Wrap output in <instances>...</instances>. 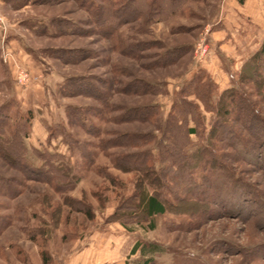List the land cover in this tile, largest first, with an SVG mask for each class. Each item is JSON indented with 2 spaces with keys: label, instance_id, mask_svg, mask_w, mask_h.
Masks as SVG:
<instances>
[{
  "label": "rangeland",
  "instance_id": "rangeland-1",
  "mask_svg": "<svg viewBox=\"0 0 264 264\" xmlns=\"http://www.w3.org/2000/svg\"><path fill=\"white\" fill-rule=\"evenodd\" d=\"M236 1L244 2L147 0V8L143 0H0L6 25L0 31V111L11 107L0 140L9 139L17 118L31 112L22 160L30 170L45 169L49 161L68 171V179L56 183L59 189L0 155V264H67L78 241L103 238L117 225L123 235L114 264H264V131L247 122L246 103L237 98L230 99L225 119L249 154L227 143V135L217 139L214 157L230 174L218 171L211 180L217 188L248 186L254 196L245 218L225 208L231 197L215 196L208 186L206 198L189 193L174 200L165 179L160 191L166 213L151 219L139 214L140 224L110 221L147 184L120 158L150 151L157 170L169 166L160 161L157 143L180 91L198 78L210 80L215 102L235 87L260 49L264 0L229 11ZM258 69L256 80L264 73ZM246 83L237 91L264 114V85ZM186 99L196 112L184 119L198 134L185 136L183 130L179 143L190 156L205 143L215 116L194 96ZM144 107L154 108L149 118L128 112ZM137 134L155 139L130 147L121 137ZM197 171L195 181L210 167ZM136 243L142 248L134 254Z\"/></svg>",
  "mask_w": 264,
  "mask_h": 264
},
{
  "label": "trees",
  "instance_id": "trees-1",
  "mask_svg": "<svg viewBox=\"0 0 264 264\" xmlns=\"http://www.w3.org/2000/svg\"><path fill=\"white\" fill-rule=\"evenodd\" d=\"M143 1L145 2L144 5L147 8L151 7L150 4H148L147 0ZM148 1L156 3L157 1L163 0ZM171 1L172 3L177 2V0ZM130 10L132 11V14H137H135V9L130 8ZM259 67L264 68V42L261 44L260 49L249 59L248 62L244 64L242 72L240 73L238 79V83L235 84V87L224 90L219 98L215 100V102L212 103L211 101L212 99L210 91L212 90L213 82H211L210 80L205 83L198 78V80L196 79L190 81L188 88L182 89L180 91L181 93L179 95V102L178 104L176 103L175 105H173L171 111L168 113L160 140L157 143L159 152H161L160 161L162 163L167 162L169 166L165 167L164 169L160 167L161 169L157 170L154 164L150 163V158L152 157L150 151L132 155H124V157H121V162L123 161L125 164H127L129 166V169H135L142 172V183L147 184L143 185L140 192L134 196L135 199L133 201L130 199L126 203V208L124 209L125 211L123 210L124 212L120 214L116 213L114 216H112L110 221L118 222L122 226H125L126 222L131 220V222L133 223L140 224L141 217L138 216L139 214H141L142 217L151 219L155 216H161L166 213V204H168V202L164 196L161 198L162 193L160 191L167 187V185L163 183L165 179L169 184V187L167 188H170L171 190V193L169 194H172L171 196L174 200L181 201L183 200V197L181 195H188L189 193L196 194V196H199L200 198H206L209 193L208 189H206V186H208L209 188L213 189L215 196L225 193L226 196L228 195L229 197H231L230 199H228V205L226 204L225 207L229 210V212L234 211V213L230 212L231 214H236V216H241L243 218L247 216V205L251 203L248 197L251 195L254 196L253 192H250L248 186L244 183H223L219 188H217V184L219 183L214 184V181L211 180V177H213L214 175L216 176V172L218 171L220 172V174L225 176H228L230 174L227 168L223 167L221 161H219L217 157H214L216 156V147L213 142H217V139H220L224 135H227V137L225 138L227 143L231 142L238 148H240V151H245V156H248L249 154L248 152H246L245 145L242 140L235 136L233 130L228 127L229 123L227 119H225L226 115L228 114L226 111V107L228 104H232V101H230V99L232 98H237V100L241 101L243 100V102L246 103V109L249 111V114L247 115V122L249 121V123H251V126L256 123L260 124L262 126L260 132L264 131V114L256 109L254 103L249 102L248 97L242 89H240L241 91H237L243 84H247L246 82H251L256 86L262 84L264 85V73L260 75V77H258L259 81L255 78V74L257 72H262L259 71ZM191 96H194L200 103H204L206 109L211 111L215 118L212 120V122L210 123V127L207 130L208 134L204 138L205 143L198 147L190 156H186L185 152L182 151V144L179 143V135H184L183 130L185 131V136L198 134L196 126L193 128L188 127L187 119H184L188 114H195L196 112L194 104L190 103L186 99ZM225 96L229 97V100L227 99V103H223V99ZM10 109L11 107H8L5 110L0 111V122L3 121L0 123V127H5V125H8V114L6 112H8ZM153 109L154 108L144 107L133 110L129 109L128 112H132L133 114L143 112L145 114V117H148ZM192 109L195 111L194 113L192 112ZM175 112L183 116V119L178 120L175 117ZM1 114H3V116ZM145 117L143 118L145 119ZM140 118L143 119L142 117ZM31 119V112H26L17 118L18 123L10 129L9 139L0 140V155L12 161L15 165H19V167L23 166L24 169L30 171L33 175L36 174L44 180L47 179L48 181H46V183L54 184V187L59 188V185H57L56 183L60 182V180L68 179V171L65 172L63 170H60L54 165L48 163L49 161H45V159V169H37L31 166L34 169L30 170L29 164L22 160L24 156V154H22V152L24 151L22 139L28 137L27 128L30 124ZM58 134L70 139V144L73 145V140L64 131L60 130L58 131ZM262 135L264 136V132L262 133ZM121 137H123V140H126L124 142L128 143L130 147L141 145L143 141L149 142L155 139L151 134L148 137H140V135L137 134L132 136V139L130 140L128 137H126V135H122ZM163 141L164 144H162ZM65 143L67 144V142ZM87 155V152H83L82 157L86 158ZM143 166L146 169H143ZM206 166L210 167V174L207 175L201 173L200 178L198 179L199 181H195L193 178L197 175V170ZM145 174L147 175L146 177H150L151 179L147 180L145 178ZM233 179L236 180L237 178L233 176ZM179 183H185V185L178 189L177 186ZM173 186H176V188L172 190L171 188H173ZM148 187L153 188V190L155 191L149 192V190L147 189ZM61 188L62 187H60L59 189ZM10 198L13 197L10 195ZM131 202H134V204H131ZM148 226L150 230L154 229L153 224L150 223ZM139 247L140 245L136 243L131 251L134 252ZM141 248L142 247H140V249ZM150 263H153V261H148L147 264Z\"/></svg>",
  "mask_w": 264,
  "mask_h": 264
},
{
  "label": "crops",
  "instance_id": "crops-1",
  "mask_svg": "<svg viewBox=\"0 0 264 264\" xmlns=\"http://www.w3.org/2000/svg\"><path fill=\"white\" fill-rule=\"evenodd\" d=\"M248 2L252 3L253 0H244V2L240 4L237 1L234 2V4L230 3L231 8L228 10L231 12L234 10L238 11L239 7L241 6L245 7L244 6L245 3L247 4ZM254 2L255 3L260 2V0H254ZM117 228L118 229H115L113 232L105 231L106 234L103 238L97 239V237H92L94 240L89 242L88 239L85 242V240L88 238L86 237L85 240L80 242L78 241L77 243L78 246H76L75 252L68 255V257L66 258V263L67 264H114L116 261L119 260V252H121L120 250L122 247L121 235H123L122 232L123 229L119 225H117ZM138 249L135 250L134 252L130 250V252L136 254Z\"/></svg>",
  "mask_w": 264,
  "mask_h": 264
},
{
  "label": "built area",
  "instance_id": "built-area-1",
  "mask_svg": "<svg viewBox=\"0 0 264 264\" xmlns=\"http://www.w3.org/2000/svg\"><path fill=\"white\" fill-rule=\"evenodd\" d=\"M5 22H4V20L2 19V17L0 16V31H5L6 30V28H5Z\"/></svg>",
  "mask_w": 264,
  "mask_h": 264
}]
</instances>
